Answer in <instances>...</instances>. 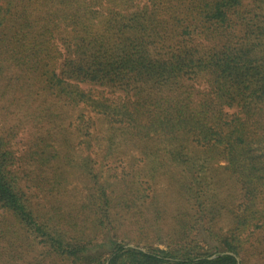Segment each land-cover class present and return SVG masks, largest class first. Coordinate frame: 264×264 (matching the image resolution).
Wrapping results in <instances>:
<instances>
[{"label":"trees","instance_id":"16d2710c","mask_svg":"<svg viewBox=\"0 0 264 264\" xmlns=\"http://www.w3.org/2000/svg\"><path fill=\"white\" fill-rule=\"evenodd\" d=\"M0 116V264L264 249V0H0Z\"/></svg>","mask_w":264,"mask_h":264},{"label":"rangeland","instance_id":"374dc122","mask_svg":"<svg viewBox=\"0 0 264 264\" xmlns=\"http://www.w3.org/2000/svg\"><path fill=\"white\" fill-rule=\"evenodd\" d=\"M80 113L81 112H79L78 109L74 110V111L72 110V112H70L68 114V121H70V120L72 121V119L77 117V116H79ZM69 118H70V120H69ZM1 122H2V119H1V116H0V125H1ZM25 138H26V130L20 131L18 133L17 137L14 138V140L12 142V146H13V148H14V150H15V152L17 154H19L20 151L22 150V145H23L22 143H24ZM258 238H259L260 242H262L261 244H263L264 243V234L263 235H259ZM106 239H107V236L104 237L103 239H101L98 242V244L106 243ZM208 246H209V244H206L204 242L201 244V247H202V249H204V251L207 250ZM100 249H102V248L100 247ZM215 257H216V254L213 253L210 256V259H214ZM236 259L238 260V264H239V259L238 258H236ZM246 264H264V249L261 250L259 248V250H258V248L256 246V250H250V254H248V257H247V260H246Z\"/></svg>","mask_w":264,"mask_h":264},{"label":"water","instance_id":"95a60500","mask_svg":"<svg viewBox=\"0 0 264 264\" xmlns=\"http://www.w3.org/2000/svg\"><path fill=\"white\" fill-rule=\"evenodd\" d=\"M225 254H230V253H225ZM237 260V259H236ZM237 263H238V260H237Z\"/></svg>","mask_w":264,"mask_h":264}]
</instances>
